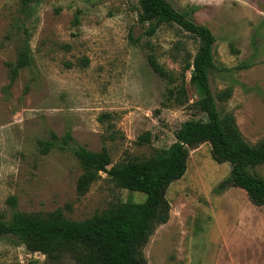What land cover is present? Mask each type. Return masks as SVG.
Wrapping results in <instances>:
<instances>
[{"label":"rangeland","instance_id":"1","mask_svg":"<svg viewBox=\"0 0 264 264\" xmlns=\"http://www.w3.org/2000/svg\"><path fill=\"white\" fill-rule=\"evenodd\" d=\"M214 36L211 92L230 86L223 104L250 143L264 139V0H167ZM137 0H0V214L59 208L82 220L118 199L138 202L139 191L118 188L101 172L79 195L81 173L73 148L107 150L116 163L142 159L174 141L180 124L203 117L193 104L198 92L184 75L187 102L174 104L169 87L198 39L177 24L154 34L139 24ZM28 39L32 62L11 81L6 62ZM152 53L171 76L157 75ZM86 58V63L81 60ZM70 62L68 67L65 63ZM106 118H100L102 114ZM69 131L67 144L61 137ZM150 132L148 143L138 136ZM58 139L46 152L38 140ZM228 162L217 163L205 142L190 149L184 174L166 190L169 217L155 226L143 247L147 264H264V204L244 190L221 187ZM253 171L264 177V163ZM14 196L12 207L7 201ZM64 263L71 264L66 258ZM0 264H49L15 237H0Z\"/></svg>","mask_w":264,"mask_h":264},{"label":"trees","instance_id":"2","mask_svg":"<svg viewBox=\"0 0 264 264\" xmlns=\"http://www.w3.org/2000/svg\"><path fill=\"white\" fill-rule=\"evenodd\" d=\"M137 3V21L147 24L146 35L154 34L163 24H177L198 39L197 51L186 61L180 83L169 87L167 93L174 104L187 102L184 75L188 71L189 81L199 95L192 104L203 117L184 120L176 129L172 143L154 149L150 156L142 159L133 157L112 163L104 147L90 150L76 145L73 148L81 167L76 181L79 195L86 193L103 172L118 188L142 192V201L118 199L82 220L65 217L59 208L42 213L13 210L7 220L0 214V237H15L26 249L45 255L49 264H66L63 258L71 264H147L142 249L155 226L169 217L167 187L184 174L189 150L205 142L210 145L214 161L230 165L228 176L219 185L239 187L251 203L264 204V177L253 171L255 166L264 163V139L248 142L234 115L216 103L218 100L223 104L229 99L232 88L228 86L216 95L211 92L208 72L215 67L212 53L215 39L210 29L196 23L186 11L176 10L167 0H137ZM147 59L157 75L172 82L152 53ZM86 61L83 58L81 63ZM31 62L26 38L17 49L15 61L6 62L10 80ZM65 64L71 66L70 62ZM107 116L104 113L100 118ZM57 139L50 132L48 138L38 140L40 152L46 153ZM71 139L70 132L66 131L61 142L67 144ZM137 141L148 143L150 132L140 134ZM7 201L12 207L16 204L14 196H9Z\"/></svg>","mask_w":264,"mask_h":264}]
</instances>
